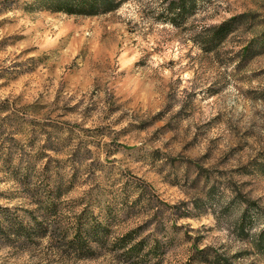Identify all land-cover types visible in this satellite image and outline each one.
Instances as JSON below:
<instances>
[{
  "label": "rangeland",
  "instance_id": "374dc122",
  "mask_svg": "<svg viewBox=\"0 0 264 264\" xmlns=\"http://www.w3.org/2000/svg\"><path fill=\"white\" fill-rule=\"evenodd\" d=\"M113 1L76 15L59 0H0L1 151L60 161L75 180L61 215L114 206L96 256L0 237V264H209L202 249L264 264V0H196L177 26L167 0ZM239 13L205 50L207 30ZM245 200L258 210L241 220ZM0 206L33 207L1 162ZM130 229L145 245L128 253L112 241Z\"/></svg>",
  "mask_w": 264,
  "mask_h": 264
},
{
  "label": "trees",
  "instance_id": "16d2710c",
  "mask_svg": "<svg viewBox=\"0 0 264 264\" xmlns=\"http://www.w3.org/2000/svg\"><path fill=\"white\" fill-rule=\"evenodd\" d=\"M117 2L113 0H59L55 9L67 14L95 15L114 9ZM196 0H167L165 7L168 16L166 19L177 26L183 18L194 12ZM247 13L232 15L218 24L211 26L204 36L203 45L205 50L213 49L228 34L243 24ZM264 33L262 34V36ZM248 43L243 50L251 47ZM7 106L0 104V112H6ZM13 142L15 139L10 138ZM46 149V148H44ZM52 150V148H47ZM0 162L4 171L13 180L20 184L25 196L32 203V208L4 207L0 206V237L5 243L12 245L16 241L33 243L43 237H47L59 247L66 249L75 258H92L106 245L108 233L111 227L112 212L114 206L112 200H106L102 204L104 216L99 212H93L91 206L84 203L82 208L69 215H61L62 196L70 191L75 185L74 177L61 169L60 161L47 155L45 152H32L24 158L19 152H10L0 149ZM37 166V162L42 161ZM241 213L243 220L251 209H257L247 200ZM244 201V202H245ZM135 229H130L116 237L112 244L123 246L130 244L125 251L131 252L138 246L145 245L143 239L133 241ZM264 233V225L259 236ZM257 241H260L261 238ZM149 252L157 249L156 241H152L147 248ZM200 253V261L209 264H227L225 260H220L217 256H208L204 249L197 250ZM204 252V253H203Z\"/></svg>",
  "mask_w": 264,
  "mask_h": 264
}]
</instances>
